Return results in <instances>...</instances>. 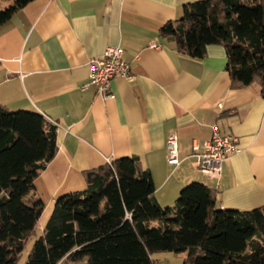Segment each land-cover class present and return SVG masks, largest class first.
<instances>
[{"label":"crops","instance_id":"1","mask_svg":"<svg viewBox=\"0 0 264 264\" xmlns=\"http://www.w3.org/2000/svg\"><path fill=\"white\" fill-rule=\"evenodd\" d=\"M197 1L33 0L0 26V105L38 113L56 126V154L34 183L46 212L40 232L56 198L81 191L85 172L123 157L150 173L161 207L172 208L193 182L215 191L220 210L264 205L259 90L231 87L222 46H207L203 58L192 59L177 52L172 38L159 35ZM153 42L158 49L149 47ZM109 46L123 49L133 79L115 78L111 97L102 98L93 86L82 87L89 62ZM214 123L241 150L222 164L218 179L196 171L190 150L210 139ZM171 134L179 147L176 167L167 163ZM185 258L153 256L155 264H183Z\"/></svg>","mask_w":264,"mask_h":264},{"label":"trees","instance_id":"2","mask_svg":"<svg viewBox=\"0 0 264 264\" xmlns=\"http://www.w3.org/2000/svg\"><path fill=\"white\" fill-rule=\"evenodd\" d=\"M32 1L0 10V26ZM159 35L192 59L222 46L231 87L254 86L264 99V0L187 4ZM56 151L54 123L0 105V264H16L34 234L45 208L34 183ZM84 179L83 190L55 199L24 264H155L162 253H186L183 264H264V205L220 210L215 191L193 182L172 208L161 207L150 173L129 157Z\"/></svg>","mask_w":264,"mask_h":264},{"label":"built area","instance_id":"3","mask_svg":"<svg viewBox=\"0 0 264 264\" xmlns=\"http://www.w3.org/2000/svg\"><path fill=\"white\" fill-rule=\"evenodd\" d=\"M149 47L159 48L154 42ZM123 54L121 47H106L99 58L89 62L88 83L82 89L93 86L98 96L108 98L111 97V83L115 78L121 77L132 81L130 67L124 60ZM218 106L221 107V104ZM210 130V139L201 145L192 144L190 150L195 158L196 171L212 179H218L222 164L228 157L239 154L241 150L237 146V139L232 135L222 134L215 123L210 125ZM166 152L167 163L174 167L179 166V147L176 135L171 134L167 137Z\"/></svg>","mask_w":264,"mask_h":264},{"label":"rangeland","instance_id":"4","mask_svg":"<svg viewBox=\"0 0 264 264\" xmlns=\"http://www.w3.org/2000/svg\"><path fill=\"white\" fill-rule=\"evenodd\" d=\"M12 1L13 0H1L0 2V5L2 6L0 10L4 9V8H7L8 6H10L12 4ZM83 190V189H82ZM46 220V212H44V214L42 213L41 216H40V219L37 223V226L35 227V230H34V234L29 237L27 239V241L25 242V246H24V249H23V252L21 253V255L19 256V259L17 261L16 264H24L25 263V260H26V257H27V253L28 251L30 250L31 246H32V243L33 241L36 239V237L39 235L40 233V226L42 225V223ZM154 224L156 225L157 223L154 222ZM80 264H83V263H80Z\"/></svg>","mask_w":264,"mask_h":264}]
</instances>
